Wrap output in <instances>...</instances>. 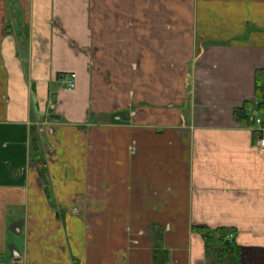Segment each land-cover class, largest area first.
<instances>
[{
  "label": "crops",
  "instance_id": "1",
  "mask_svg": "<svg viewBox=\"0 0 264 264\" xmlns=\"http://www.w3.org/2000/svg\"><path fill=\"white\" fill-rule=\"evenodd\" d=\"M257 78L264 0H0V262L264 264Z\"/></svg>",
  "mask_w": 264,
  "mask_h": 264
},
{
  "label": "built area",
  "instance_id": "2",
  "mask_svg": "<svg viewBox=\"0 0 264 264\" xmlns=\"http://www.w3.org/2000/svg\"><path fill=\"white\" fill-rule=\"evenodd\" d=\"M73 78H74L73 74L67 75V86L68 87L74 86ZM117 118L119 117L117 116ZM245 118L250 124H252V126L255 127V130L258 133L256 144L258 145L260 149L264 151V120H263V117L260 115L257 108L250 106L245 113ZM227 238L229 240H232L233 234H229ZM0 264L2 263L0 262Z\"/></svg>",
  "mask_w": 264,
  "mask_h": 264
},
{
  "label": "trees",
  "instance_id": "3",
  "mask_svg": "<svg viewBox=\"0 0 264 264\" xmlns=\"http://www.w3.org/2000/svg\"><path fill=\"white\" fill-rule=\"evenodd\" d=\"M255 98L256 100H258V108L260 113L261 112L264 113V82L262 83L259 78L256 79ZM35 143L37 144L36 139H35Z\"/></svg>",
  "mask_w": 264,
  "mask_h": 264
},
{
  "label": "rangeland",
  "instance_id": "4",
  "mask_svg": "<svg viewBox=\"0 0 264 264\" xmlns=\"http://www.w3.org/2000/svg\"><path fill=\"white\" fill-rule=\"evenodd\" d=\"M262 83L264 82L263 79L260 80ZM252 106V107H255L257 108V110L259 111V108H258V100H256V98H254L253 100H250V101H247V103H244V105H242L240 107V111H241V114H243L245 116V113L247 111V109ZM260 113V111H259ZM260 115L264 118V113L261 112ZM45 126L42 127L41 131H47L48 129L44 128ZM44 134V132H43Z\"/></svg>",
  "mask_w": 264,
  "mask_h": 264
}]
</instances>
